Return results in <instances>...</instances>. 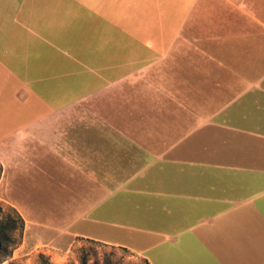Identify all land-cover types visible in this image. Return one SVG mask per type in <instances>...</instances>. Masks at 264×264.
I'll return each instance as SVG.
<instances>
[{
	"label": "crops",
	"instance_id": "crops-1",
	"mask_svg": "<svg viewBox=\"0 0 264 264\" xmlns=\"http://www.w3.org/2000/svg\"><path fill=\"white\" fill-rule=\"evenodd\" d=\"M0 163L143 197L145 264H264V0H0Z\"/></svg>",
	"mask_w": 264,
	"mask_h": 264
},
{
	"label": "rangeland",
	"instance_id": "rangeland-1",
	"mask_svg": "<svg viewBox=\"0 0 264 264\" xmlns=\"http://www.w3.org/2000/svg\"><path fill=\"white\" fill-rule=\"evenodd\" d=\"M42 171L9 183L0 175V235L7 238L0 264H145L116 246H130L143 197L116 187L100 192L71 170L53 178Z\"/></svg>",
	"mask_w": 264,
	"mask_h": 264
},
{
	"label": "trees",
	"instance_id": "trees-1",
	"mask_svg": "<svg viewBox=\"0 0 264 264\" xmlns=\"http://www.w3.org/2000/svg\"><path fill=\"white\" fill-rule=\"evenodd\" d=\"M3 173V166L0 163V175ZM7 240L6 236L3 234L0 235V251L3 248L4 241Z\"/></svg>",
	"mask_w": 264,
	"mask_h": 264
}]
</instances>
